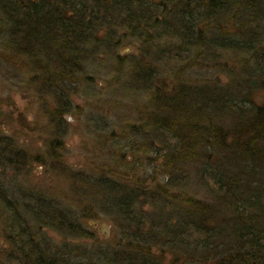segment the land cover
<instances>
[{"label": "trees", "instance_id": "obj_1", "mask_svg": "<svg viewBox=\"0 0 264 264\" xmlns=\"http://www.w3.org/2000/svg\"><path fill=\"white\" fill-rule=\"evenodd\" d=\"M127 36L139 42V58L115 54ZM99 54L129 73L122 85L142 88L147 98L136 119L141 127L130 128L141 140L115 136L118 147L138 146L131 150L145 160L127 163L122 153L120 172L104 169L118 195L102 206L119 218L121 232L147 224L152 232L124 245L125 255L134 249L130 263L264 264V0H0V75L43 104L53 101V128L70 110L75 88L93 87L89 68ZM11 139L0 135L4 264H130L116 239L110 250L97 243L75 253L47 247L44 227L71 238L91 234L77 213L53 212L41 197L25 202L4 186L7 170L17 175L20 163L41 160L37 152L23 155ZM58 139L46 149H61ZM165 175L152 195L145 191L143 184ZM189 184L207 197L170 191ZM141 199L157 207L153 217L140 216ZM88 210L80 211L86 219Z\"/></svg>", "mask_w": 264, "mask_h": 264}, {"label": "rangeland", "instance_id": "obj_2", "mask_svg": "<svg viewBox=\"0 0 264 264\" xmlns=\"http://www.w3.org/2000/svg\"><path fill=\"white\" fill-rule=\"evenodd\" d=\"M121 31L122 34L125 33L124 30L121 29ZM124 42L118 51H115V54H119L121 60L137 56L139 58L141 55V51H138L139 42H136L134 38L130 39L129 36ZM115 63L113 57L98 55V62L89 68L94 80L93 87L90 90L75 88L76 91L71 97L72 101L68 104L70 110L61 114L62 119L56 128L55 126L53 128L51 120L53 114L51 111L56 107L53 101L46 97L47 102L43 104L44 101L36 97L33 91L16 85L13 80H7L0 75V135L6 136L7 139H17V142L14 141L23 155L33 157L37 152L41 159L38 161V158L32 164L20 163L17 175L11 170H7L3 174L4 186L14 194L16 193L17 197L24 199L25 202L37 197L46 199V203L48 202L53 207L52 209L50 206L53 212L64 214L66 208L76 214L86 208L89 209L87 213L91 214L90 219L80 223L82 228L91 234V238L88 239L71 238L70 235L68 237L64 235V232L51 226L42 228V234L48 242L45 244L48 248H54L53 250H61V247L65 248L67 245L74 251L73 253L78 250L87 251L88 248L85 246L88 245V250H91L94 243L102 244V247L106 246L105 249L110 250V246L114 245L111 240L116 239L122 243L118 245L117 250L124 254V245H128V241L149 240L152 235V232L148 231V224L139 231L121 232L119 218L114 216L115 213L107 210L105 205L102 206L104 203L110 204L105 197L110 198L118 195L117 190L109 191V180L114 179L109 175L110 170L113 171L116 168V173L121 170H119L121 163L118 164L121 158L117 159V156H121L123 153L126 157L123 161L127 163L135 161L141 163L146 158L141 157L142 155L136 156L132 152L133 148L138 146L123 148L124 146L120 145L118 147L119 141L115 140V136L121 137V140L125 136L130 140H141V138L133 137V131L131 132L130 128L133 125L141 127V123L136 119L141 117L145 104H147V98L142 88L132 86L133 84L122 85L125 72L121 73L119 71L121 67L117 68ZM182 67L187 70L191 69L189 64ZM125 68L124 66V71ZM127 68H130V73L133 74L134 69L130 66ZM207 68V66H203L201 69L206 70ZM116 77L118 78L116 79ZM225 79L224 76H221L219 82L224 83ZM111 132L114 139L110 136L106 137V134H111ZM56 137L59 138L62 148L54 153L52 150L46 149L44 143ZM160 147L164 148L163 144ZM104 169L110 170L107 172ZM157 171L158 169H156ZM159 174L161 172H157L156 175ZM131 176L133 182L137 180L138 176L142 177V174L138 172L136 177H134L135 174ZM167 179L168 176L161 177L154 183L151 181L150 184L149 182L143 184L145 191L152 195L155 191L154 187L157 184L163 186ZM117 184H119L118 181ZM186 187L184 192L173 188L170 191L188 193L199 199L207 197L206 193L194 184H189ZM170 194L168 193L167 197L171 196ZM173 197H179V195ZM150 203L141 199V206H143L142 210L140 209V213H142L140 216H145L146 219L153 217L154 211H157V207ZM147 216L149 217L147 218ZM2 217L4 216L2 215ZM1 220L3 221L2 218H0ZM4 224L5 221L0 223L1 264L6 262L8 255L3 250L9 247L5 239L1 237V234L8 233L5 229L6 224ZM143 230L146 232H142ZM131 251L132 254H135L134 249ZM131 253L124 254V262L130 263ZM88 257L99 259L92 255ZM83 260L86 262L89 259L83 257ZM77 263L83 264L81 261ZM99 263L102 264V261Z\"/></svg>", "mask_w": 264, "mask_h": 264}, {"label": "bare ground", "instance_id": "obj_3", "mask_svg": "<svg viewBox=\"0 0 264 264\" xmlns=\"http://www.w3.org/2000/svg\"><path fill=\"white\" fill-rule=\"evenodd\" d=\"M78 214V219H79V221H84V220H86V217H85V214L84 213H77ZM65 241H67V240H65Z\"/></svg>", "mask_w": 264, "mask_h": 264}, {"label": "flooded vegetation", "instance_id": "obj_4", "mask_svg": "<svg viewBox=\"0 0 264 264\" xmlns=\"http://www.w3.org/2000/svg\"><path fill=\"white\" fill-rule=\"evenodd\" d=\"M66 242V241H65ZM66 246V245H65Z\"/></svg>", "mask_w": 264, "mask_h": 264}]
</instances>
